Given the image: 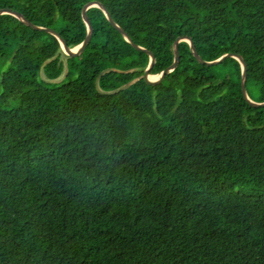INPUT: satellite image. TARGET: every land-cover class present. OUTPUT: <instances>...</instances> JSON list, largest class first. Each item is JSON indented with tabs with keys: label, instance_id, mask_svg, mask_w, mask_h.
Returning <instances> with one entry per match:
<instances>
[{
	"label": "trees",
	"instance_id": "16d2710c",
	"mask_svg": "<svg viewBox=\"0 0 264 264\" xmlns=\"http://www.w3.org/2000/svg\"><path fill=\"white\" fill-rule=\"evenodd\" d=\"M91 1L0 9L76 47ZM96 1L155 56L152 77L189 37L205 62L240 56L264 102V0ZM88 14L75 58L0 16V264H264V106L240 64L203 66L182 42L150 85V57Z\"/></svg>",
	"mask_w": 264,
	"mask_h": 264
},
{
	"label": "water",
	"instance_id": "95a60500",
	"mask_svg": "<svg viewBox=\"0 0 264 264\" xmlns=\"http://www.w3.org/2000/svg\"><path fill=\"white\" fill-rule=\"evenodd\" d=\"M94 6H97V7H100L107 19L109 20L110 24L124 37V39L133 47L135 48L137 51L139 52H142V53H145L146 55H148L150 57V64H149V67L148 69L146 70L144 76L142 77V79L145 81V83L147 84H150V85H158V84H161L166 76L171 73L172 71H174L178 66H179V63H180V60H181V53H180V47L179 45L182 43V42H188L190 44V47H191V52L193 54V56L195 57V59L203 66H206V67H212V66H217V65H220L222 64L223 62H225L226 60L228 59H234L236 60L240 66H241V69H242V75H241V92H242V95H243V98L249 103L250 106L252 107H262L264 106V102L262 103H257V102H253L252 100H250L248 98V95H247V92H246V88H245V81H246V73H247V65L246 63L243 61V59L238 56V55H234V54H228V55H225L223 56L222 58H220L219 60L217 61H214V62H205L203 59H201V57L199 56L198 52H197V49H196V46H195V43L194 41L189 38V37H180L177 39V41L175 42V45H174V50H175V59H174V62L172 63V65H170L163 73L160 77L158 78H155L153 81H151V78H153L151 76V73L155 67V63H156V58L155 56L151 53V52H148L147 50L143 49V48H140L132 39L131 37L122 29L120 28L113 20L110 12L108 11L107 7L100 1H91V2H88L84 5L83 7V11H82V15H83V19L84 21L86 22L87 24V28H88V32H87V36H86V39L84 41V43H82L81 45L79 46H76V47H72L70 46L67 41L60 35L59 32H57L56 30L52 29V28H46V27H41V26H37L35 24H33L26 16H24L22 13L14 10V9H11V8H4V9H0V16L1 15H4V14H11L13 16H15L16 18H18L19 20H21L23 23H25L26 25L30 26L31 28H33L34 30L36 31H39V32H47V33H50L52 35H54L61 43V46L64 48V51L66 52V54L68 55V57L70 58H75V57H78V56H81L84 52H86L90 46V43H91V40H92V37H93V33H94V28H93V24H92V21L89 17V14H88V10L91 8V7H94ZM45 64L42 65L41 67V75L43 74V68H44ZM108 71H105L103 72L99 77L98 79L96 80V86H97V89L98 91L102 92L99 88H98V82H99V79ZM132 84V83H131ZM131 84H127L123 87H121L120 89H118L117 91H114V92H103L104 94H113V93H118L119 91H122L124 89H126L127 87H129Z\"/></svg>",
	"mask_w": 264,
	"mask_h": 264
},
{
	"label": "bare ground",
	"instance_id": "6f19581e",
	"mask_svg": "<svg viewBox=\"0 0 264 264\" xmlns=\"http://www.w3.org/2000/svg\"><path fill=\"white\" fill-rule=\"evenodd\" d=\"M154 80V78H151V81H153Z\"/></svg>",
	"mask_w": 264,
	"mask_h": 264
},
{
	"label": "rangeland",
	"instance_id": "374dc122",
	"mask_svg": "<svg viewBox=\"0 0 264 264\" xmlns=\"http://www.w3.org/2000/svg\"><path fill=\"white\" fill-rule=\"evenodd\" d=\"M155 79V77H153Z\"/></svg>",
	"mask_w": 264,
	"mask_h": 264
}]
</instances>
